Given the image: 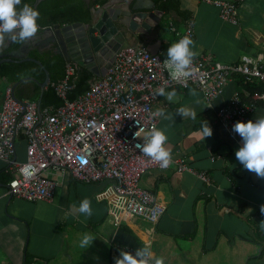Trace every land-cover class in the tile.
Returning <instances> with one entry per match:
<instances>
[{
  "label": "crops",
  "instance_id": "1",
  "mask_svg": "<svg viewBox=\"0 0 264 264\" xmlns=\"http://www.w3.org/2000/svg\"><path fill=\"white\" fill-rule=\"evenodd\" d=\"M152 1L162 12L161 21L147 33H128L131 46L167 53L168 46L192 28L197 58L210 56L233 64L264 51V0L243 2L237 25L224 21L218 7L202 0H179L177 9L167 11L162 5L170 0ZM3 77L16 85L15 79ZM241 81L233 76L211 108L196 86L168 88L177 90L170 99L160 95L155 109L165 108L171 114L170 119L159 117L158 128L168 135L165 146L172 157L185 158L194 172H179L173 164L142 175L140 185L167 206L156 224L133 217L115 225L110 204L117 195L111 181L82 183L58 169L46 174L59 183L51 202L11 196L10 165L0 159V264H115L121 249L135 251L148 241L152 264L157 258H163L164 264H264V177L243 168L235 155L242 138L218 120V111L248 89ZM21 84L14 87L20 100L41 101L42 108L63 104L43 100L49 85L42 93L34 81ZM4 95L1 91L0 109ZM183 107L194 108L196 118L179 114ZM260 116H264V102L251 119ZM205 120L213 135L204 138ZM26 148L21 136L16 142L18 162L26 161ZM199 172H206L211 182H204ZM85 197L93 208L88 217L77 210ZM85 233L96 238L89 248L80 245Z\"/></svg>",
  "mask_w": 264,
  "mask_h": 264
},
{
  "label": "built area",
  "instance_id": "2",
  "mask_svg": "<svg viewBox=\"0 0 264 264\" xmlns=\"http://www.w3.org/2000/svg\"><path fill=\"white\" fill-rule=\"evenodd\" d=\"M202 1L218 7L224 21L237 25L240 5L246 0ZM185 35L193 39L192 28L180 38ZM166 58L167 53L154 54L145 46L130 45L116 55L104 76L90 81L89 89L72 101L68 95L82 68L69 62L65 76L53 84L64 101L59 107L42 108L35 101L20 100L14 86H8L0 109V159L10 165L9 194L31 202H51L59 183L46 174L51 168L58 169L82 183L111 181L117 195L110 204L115 225L133 217L158 223L167 206L140 185L142 175L149 170H166L173 164L179 172L193 171L183 157H172V163L162 168L160 162L135 148L137 142H145V132L158 128L159 117H151L160 98L158 89L196 86L211 108L229 80L240 76L255 87L236 94L218 111L219 122L230 132H234L236 121L251 119L259 103L264 102V51L233 64L210 56L194 57L195 71L178 80L171 78L163 63ZM141 128L136 137L135 132ZM21 136L27 144L24 162L16 160V142ZM196 174L204 182H211L206 172Z\"/></svg>",
  "mask_w": 264,
  "mask_h": 264
},
{
  "label": "clouds",
  "instance_id": "3",
  "mask_svg": "<svg viewBox=\"0 0 264 264\" xmlns=\"http://www.w3.org/2000/svg\"><path fill=\"white\" fill-rule=\"evenodd\" d=\"M21 4L23 6L18 7ZM39 15V9L26 0H0V46L5 42V36L13 41L21 42L33 37L39 28ZM194 44L195 41L185 35L168 46L167 58L163 63L170 70L173 80L181 77L187 78L195 71L193 60L198 52L193 48ZM157 94L170 99L177 94V90L167 91L161 86ZM178 113L182 116L190 115L193 119L197 116L196 110L190 107L180 108ZM151 117L170 119L171 114L165 108H157L151 113ZM232 128L242 138L241 146L235 151L237 159L244 169L254 171L257 175L264 177V116L249 119L246 122L238 120ZM142 131L141 128L134 135L138 137ZM201 131L204 138L213 135V128L208 120L202 124ZM144 135L145 142H137L135 148L160 162L162 168H167L172 163V154L165 146L168 140L166 132L161 128L152 127ZM77 210L85 217L91 216L93 208L90 198L85 197L79 203ZM95 239L91 233H85L80 240V245L83 248H89ZM152 256L150 241H148L143 247L136 248L135 254L121 249L120 255L115 259V264H152ZM155 264H164L163 258H157Z\"/></svg>",
  "mask_w": 264,
  "mask_h": 264
},
{
  "label": "water",
  "instance_id": "4",
  "mask_svg": "<svg viewBox=\"0 0 264 264\" xmlns=\"http://www.w3.org/2000/svg\"><path fill=\"white\" fill-rule=\"evenodd\" d=\"M46 0H36L37 8ZM89 6L94 0H83ZM162 12L156 9L152 0H110L105 5L91 8L89 22H75L67 24H54L38 32L33 40L48 42L52 40L62 49L69 62L80 65L97 77H102L113 64L116 55L130 46L127 34L133 35L147 33L161 21ZM32 42V41H31ZM12 59L0 60L1 67L4 63L23 64L33 62L41 66L46 73L44 82L34 77H25L18 81L15 88L24 81H34L42 93L51 83L50 72L41 60L28 58L26 54L10 55ZM41 106V101L39 103Z\"/></svg>",
  "mask_w": 264,
  "mask_h": 264
},
{
  "label": "trees",
  "instance_id": "5",
  "mask_svg": "<svg viewBox=\"0 0 264 264\" xmlns=\"http://www.w3.org/2000/svg\"><path fill=\"white\" fill-rule=\"evenodd\" d=\"M35 1L36 0H26V2L31 3L34 7ZM109 1L110 0H94L89 6L83 0H46L37 7L40 12L38 17V31H41L47 26L59 23L67 24L75 22H89L91 19V8L94 6L105 5ZM178 1L179 0H170L163 3L162 6L166 11L174 10L178 8ZM22 6L23 4L18 5V7ZM41 61L50 72L52 80L46 93L44 94L43 100L46 104L61 105L64 101L57 95L53 84H56L60 81H57L58 79H62L65 76V67L67 62L59 56L49 57L48 59ZM1 75L9 76L10 78L15 79L16 82L20 81L24 77H34L40 82H44L46 80V73L44 69L33 62L16 65H4L1 67ZM95 78V75L87 69H80L78 72V78L75 82V87L69 93L68 99L72 101L84 94L89 89L90 81ZM240 85L247 87L249 90H253L255 87V85H252L243 78ZM261 86L262 89H264V84Z\"/></svg>",
  "mask_w": 264,
  "mask_h": 264
},
{
  "label": "flooded vegetation",
  "instance_id": "6",
  "mask_svg": "<svg viewBox=\"0 0 264 264\" xmlns=\"http://www.w3.org/2000/svg\"><path fill=\"white\" fill-rule=\"evenodd\" d=\"M44 30V29H42ZM41 30V32H42ZM38 32L29 38L26 41H13L9 39L7 36H5V42L2 46H0V60L2 59H12L14 60L15 57H11L10 55H18V54H26L28 58H35L38 60H46L49 57H55L59 56L60 58H63L65 61L67 59L65 58V55L63 53L62 49H58V44L52 40H48V42H37L33 40L38 36ZM32 41V42H31ZM26 63V62H25ZM16 65L14 63H4V65ZM24 64V63H23ZM82 68V67H81Z\"/></svg>",
  "mask_w": 264,
  "mask_h": 264
},
{
  "label": "rangeland",
  "instance_id": "7",
  "mask_svg": "<svg viewBox=\"0 0 264 264\" xmlns=\"http://www.w3.org/2000/svg\"><path fill=\"white\" fill-rule=\"evenodd\" d=\"M4 78L6 77H3L2 75L0 76V92L1 91L6 92L7 87L10 86V83H9L10 79L8 78L4 79Z\"/></svg>",
  "mask_w": 264,
  "mask_h": 264
}]
</instances>
